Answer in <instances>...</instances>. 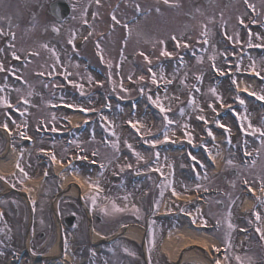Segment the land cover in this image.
I'll list each match as a JSON object with an SVG mask.
<instances>
[{
    "label": "rangeland",
    "instance_id": "1",
    "mask_svg": "<svg viewBox=\"0 0 264 264\" xmlns=\"http://www.w3.org/2000/svg\"><path fill=\"white\" fill-rule=\"evenodd\" d=\"M82 1L85 4H83L81 7V13L77 11V13L72 15L70 20L68 19L67 22L64 24V26H68V24L70 23L68 27L69 30L65 31L66 33L63 38V41L65 42H67L71 38V34L73 32H75V34L78 37L84 34L83 33L84 30L82 29V26L84 20H87L86 13L89 5L88 3L89 1L91 2L92 0H87V1L82 0ZM174 1H179L181 2V4L179 3L174 4ZM229 1H233V0H229ZM242 1L245 2V0H235L234 2L228 3L227 7H224L221 4L220 0H214V2L212 1V3L209 6L200 5L199 0H186V1L168 0L167 4L164 2V0H104L99 5L98 9L95 10L94 13H96L97 15L94 17L93 20L88 21L90 22L89 26L92 28V32H94L95 34H101L102 32H106L107 35L106 37L100 38L98 40V43L101 46L102 55L104 59L103 61L101 59L100 61H94V63L97 65H102L104 66L103 68H105L107 67L108 62H111L112 67L110 68V70L103 71L101 73L108 78L109 73L111 72L112 79L113 81H115L116 91L115 92L113 91V84L110 83L109 81L108 84L110 85L111 90L107 89L108 88L107 85L102 84V86H104L103 88L94 85V87H92L89 90V94L86 99L80 98L82 95L79 96V98L74 97L75 104L83 105L86 106L87 108L96 109V107L101 104L100 103L102 96L101 94L103 93L109 95L115 94L124 98L136 95L139 98V100L136 101V112L134 114H130L128 112L127 105L121 106V104H119L118 101L111 100L108 102V105H110L108 111L106 108H104L105 112L99 111L96 112V114L92 115V118H94V121L96 122L91 123L92 126L90 125L91 129H89L91 135L87 137L88 140L85 141V144L86 145L89 144L91 145V147L85 145H83V147L85 151H88L89 149L96 150L97 155L99 157L98 160L101 163L105 164L106 167L103 168L102 170L91 171L86 166L82 167L81 165L73 164V168L78 169L79 173H83V174L85 173V176L92 177L93 181L99 180L101 190L105 189L104 195L106 196L107 201L110 200V203L108 205L109 210H111L112 201H115V203L119 205L116 198V192L114 186L115 181L112 179L114 173L118 172V170H120V168L124 166L125 163H131V161L136 158V156L133 155V151L125 145V141H127L128 144H131L136 152L141 153L145 157V159L141 161H146L147 163H149V167L146 169L149 170L150 168L151 169L160 168V172L150 171L146 175L147 178L143 182H141L139 186H157L161 194V186L165 185L166 182L170 180L172 182V187L176 190V192H180L184 194H189V192L193 191V189H197L196 185L198 184L200 185V187H204V188L209 186H221L222 188H226V186H235L236 191H240L241 189L240 182L245 180L244 171L242 167H239L238 166L239 164L236 163V160H238V158H236V154L234 155V158L231 157L233 155V151H235V146L237 143H240L242 142L243 139H245L247 145L250 146L251 144L255 143V139L258 137L259 134H257V136L251 135L250 134L251 129H248V132L246 133L244 131H241L240 128V132H239L238 130H236V127L233 126L232 120L231 121L226 119L221 120L218 116L215 115V113L211 109L208 108L209 102H211L215 108L220 105V102H218L215 96L212 95L211 89L213 88H215L216 93L222 97L223 103H230L235 100L233 96L235 97L237 96L229 90L228 85H226V87L224 86L215 87L210 83L209 79H207L208 63L206 64V60L209 61V60H214L216 58L215 60L217 62L222 61V58L219 57L222 56L225 52H223V50L222 51L220 50L219 52L216 53V49L211 48L207 51V53L204 54L203 58L197 57V59L195 60L187 61L186 69H188V71H190L194 75L198 74L199 71L201 72V73L199 72L200 74L198 75L201 77V80L198 81L196 80V77L193 76L194 81L192 83H188L187 77L189 74L185 76L184 72H182V70H184L183 68L176 66L177 67L176 72L169 70L168 68H164V66L168 67L167 65H165L166 63H162V61L166 60L164 58L172 59V57H163L160 55V51L161 48H165L168 52L173 53L172 56H174L177 53L179 48L176 47L174 49V46L173 49H171L170 51L172 42L176 44V42L171 39L173 35H175L177 39H181L182 43H187L190 46V48L194 50L198 48V45L194 44L196 41L209 37L212 30H218V29L231 30L234 37V41L235 38L239 37L238 39H241L242 36H244L242 35L240 37V33L238 30H242L243 28L244 30H260L254 33L252 32L254 35L251 42L252 44L254 43L264 44V39L261 40L255 39V34H259L261 37H264V23H262L264 21V0H247L248 6L252 8L251 13H253L254 15L253 14L250 15L249 13H247L245 5L243 4ZM137 5H139V9H140L139 11H137V7H136ZM184 10L188 12L186 15ZM191 14H192V18L189 19ZM113 15L116 16V19L119 21V23H116L115 21L112 20ZM241 19H243L244 21L243 24L240 23ZM257 23H262L260 24L262 26H260ZM256 24L259 25L260 27L257 26ZM9 25H10L9 27L10 30H5L4 32H10L14 34L16 32L18 33V37H16L11 44L15 46V50L17 51V54L20 55L25 49L29 47L27 40L28 30H22L21 32L20 30L18 31L20 24H18V22L15 21H10ZM125 25H127V27H125ZM34 26H36V23L34 22L27 25L28 28L29 27L32 28ZM205 30L207 31L206 37L201 35V33L204 32ZM36 33L37 30H30L31 39L36 35ZM110 34L112 35L108 39L109 46L106 47L107 36ZM211 35L212 36L209 37L210 40L209 42L214 43L216 41V38L213 35V32L211 33ZM6 38L7 36H4L3 41H5ZM41 40L43 41V45H47L46 42L58 40V38L57 37L52 38L49 35V33H46L44 36L41 37ZM93 40L94 39H91V41L87 43V50H89V46L90 47L93 46ZM160 40L165 41V43L161 45L159 43ZM248 43H249L248 38L243 39V42L238 43L235 47L237 54L232 53L234 54V57L232 58L233 62L241 60V63L239 64L240 67H242V65L246 66L247 64L246 57L244 56H246L248 53L245 49L246 48L245 46H247ZM0 45H1V40H0ZM11 51H12L11 48L9 47L5 48L4 52H1L2 56H0V61H2V59L5 60L11 57ZM122 51H123V59L121 58ZM141 52H143L145 55H147L150 58L152 62L151 68L153 72L157 73V76H159L161 71H163L165 77L173 74L171 75L172 77H167L174 79L170 85V88H166L163 91L158 92L156 94L151 92L150 88L152 83H151V78L148 77V71H147L148 68L147 67L145 68L146 71L140 70V72L139 71L137 72L138 69L143 68L147 64V62L144 60V57L140 55ZM241 52L243 54H240ZM151 53L152 55L149 56V54ZM42 55L43 56L39 57L35 63H28L20 70L30 71L35 69L38 72H48L54 63L51 61L45 62L44 61L45 57L47 60L49 57L50 58H56V57L53 56L50 47L47 48L43 47ZM99 55L101 56V54ZM210 57H214V59H210ZM90 58H94V57H90ZM159 59L161 60L158 61ZM13 62H17V60H14ZM169 62L170 63L173 62L175 65H177L172 60H170ZM83 63L85 64L83 65V68H85V66L90 65V63L88 64L86 60ZM117 64L120 65L119 69H117L116 67ZM258 64L260 65L258 66L260 70L264 69V57L259 58ZM156 65L159 67L154 68ZM11 68L13 67L11 66ZM71 69L74 70V72H72L73 79H71V81L75 80L78 84L81 83L80 81L82 78L79 77V74L80 76L84 74L85 80L83 83L85 89L83 88V91L88 90L86 88L91 84L89 82L88 77L89 76L91 77V75L93 74L90 71L88 72V68L82 70L81 64L77 60L75 61L74 65H72ZM56 70H58L57 65H56ZM179 72H181L182 74ZM136 74L137 75L140 74L139 77L144 76L145 79L143 81H140L138 79L139 77L134 78ZM174 75H178V77ZM129 76H131L132 82H137V87L134 88L133 84H131L130 86L124 87L128 89L127 93L121 92L119 85L121 84L124 78L126 77L128 78ZM92 79L95 80L97 78L96 76H92ZM182 80L184 81L183 84L181 83ZM55 81L62 83L60 79ZM50 82L52 81H47L46 79H43V83L45 84H49ZM198 83H202V84L198 85ZM57 84L58 83L53 84V86ZM179 85L180 87L176 89L175 86H179ZM141 87L144 88L145 94L140 93ZM195 88H198L199 91H196ZM260 89L264 93L263 90L264 86L260 87ZM63 93L64 94L72 93L74 96H76L78 93L80 94V90H78V92H75L74 90H69V92L63 91ZM190 93L195 102V105H198L199 108L195 106H190L188 104ZM147 94H151L153 98H155L156 95L159 94L164 106L166 108L168 107L171 108V112L168 113V115L170 119L175 121V123L170 126V130L168 133L171 137H174L175 135L177 136L180 133L184 135V129L182 126L184 124H187L189 126L187 130L191 132L192 140L199 138L200 132H198V126L204 122L199 121L197 119V116L204 115L208 120L207 126L211 127L208 129L213 131L212 136L213 138L215 137L217 139V143H219V145H217L218 148L214 149L213 138L208 136V133H207V140H203V144L205 145V150L203 151L202 149H199L198 151H193L190 148H184L181 150L172 151L170 153L173 154L170 155L167 153V151H162L161 148L159 149L156 147L155 149H152L151 146L145 144L143 140H142V144L144 145V147H140L137 144V137L131 131L129 132L128 130L124 129L121 124L124 123L125 121H132V122L138 121L139 122L138 125L141 128V131L143 130L144 132H147L148 130H151L152 133H155L158 136V138L162 140V137H159V135L163 133L162 132L163 115L159 112V109L157 108L151 110V112L149 111L148 108H146L145 103L149 102L147 99ZM165 96H167L168 99H165ZM29 98H31L32 102L40 103V105H44V103L57 102L53 100V98H50L49 100L46 101L44 95L42 96V94L36 95L34 97H27V99ZM240 98L243 99L242 96H240ZM243 100L245 102L243 106L240 105L239 101L237 100L234 101V103L238 104L239 113L242 116L246 117V119H242V121H240L239 123L240 127L241 125H243V127L247 129L248 124L251 123V125L254 128L264 129V109L260 110L259 104L254 100H248V99H243ZM15 102H18V100H16ZM181 107L184 108L183 115H181L180 113ZM201 108L203 109L202 112L200 111ZM45 112H46L45 110H42L41 113L43 116H39V117L42 118L44 117L46 120L49 119L50 121L51 117L55 115L54 113L49 114V112L47 113ZM250 115H252L251 117H254L253 120L249 119ZM39 117H36L34 119V114L32 112L30 114L28 113L27 115V119L32 120V125L35 124L33 125V127H31L32 133L36 132V128H37L36 120ZM103 118L104 120H102ZM215 119H219L221 123L225 124L229 129V131L225 132L224 129L218 127L215 123ZM103 122L105 124H102ZM256 122H258L257 125ZM14 127L15 125L12 128ZM57 127H59V125ZM213 129L217 130L218 132H215ZM192 130L196 132L195 135L194 132H192ZM113 132L116 133L115 136L112 135ZM101 133L103 134L102 135L103 141L101 140ZM240 134H242V136L238 138ZM76 137H77V133L74 132L73 141ZM41 140L46 141L45 143L47 147H49L48 145H53V144L55 148L61 146L60 151L62 153L65 154L68 153L67 156L69 158L73 157L71 147L75 146V143L72 142L71 145L70 144L66 145L63 142H57L58 143L57 144L55 143V141H50L47 138H45V140L44 139ZM75 141L79 142V137H77ZM116 141H118V148H119L118 151L111 147L112 143ZM104 144H108V145L103 146ZM262 146L264 147V145ZM256 148L257 145H252L248 147V151L255 152L257 154L258 152L257 149L260 150V148L257 149ZM206 150H209V152L211 153H218L220 158L225 151L228 152L229 160L225 161L226 167L227 168L232 167L235 170V175L231 176L228 175V173L226 172L220 173L222 175L214 174L212 172V167L206 161L205 155H203ZM155 152L160 153L158 161L155 158ZM200 152H203L202 156ZM34 153L35 152L32 149H29L28 153L26 154L24 153V155H27L26 162L29 157H32L34 155ZM189 153H191L192 156L197 157V161H192L189 156ZM123 154L128 155V157L126 156L123 157L122 156ZM35 161L36 163L39 162L36 159ZM229 161H232V164H229L228 163ZM259 163H261V165H264V148L261 149ZM169 165H171V167H169ZM221 166L222 163L220 165V168ZM41 168L36 169L34 171L35 164L32 158L30 166L26 170L27 176H22L20 180L22 181L24 178L28 176H38L39 170ZM70 171L73 170L69 168L67 172ZM164 171H167V173L164 174ZM161 172L163 173V175H161ZM51 175L52 174H50V176ZM257 176L258 175H256V177ZM52 177L53 176H51L49 181L51 180L52 182H54ZM250 178L252 179V177ZM164 189L166 191V194L162 196L163 198H160V200L158 201V205L160 203L162 205L164 204L163 206H161L163 208L177 207V204L170 199L172 198L170 197V194L172 193V189L170 188L171 190H168L167 187H165ZM236 197L237 196L235 195L234 198L229 202V207H230L229 210L216 209L217 207L213 201L212 210L209 213L210 217L206 215L205 217H203V220L200 219L201 216L198 217L200 212L196 210L194 212V215L196 217V218L194 217L195 222L202 221V223H204V221H206L207 224L209 223L213 225L222 224L226 227L228 233L220 230L219 232H213V233L222 239V242L219 238V242L217 241V243H214V245H216L217 247H219L220 245L225 246L224 241L226 238L230 240L231 249L226 253V255L229 257L227 264H238L237 260L235 259L237 255H239L242 258L244 264H254L255 263L254 261L258 262L259 260L257 257H253L251 254V249L256 247V243L253 241L246 243V248L249 249L248 252L242 254L237 253L235 251V246L236 245L240 246L241 243L238 242L235 243L234 245L233 230L236 227L234 225H238L241 229H245V227L250 226L251 223L256 222L257 225H259L258 227H260L263 232L264 214L261 213V211H258V213L261 216V220L259 222L256 221L255 216H251L247 218H244L243 216H239V214L241 213L238 214L237 213L238 211L236 212L235 209H232L235 208L236 204L233 203L236 201ZM239 197L240 196L238 194V198ZM242 197H244L243 193H242ZM218 200L223 202L224 198H220ZM123 204L124 205L127 204L129 206L130 202L129 200H127ZM137 205H138V209H140L138 202ZM201 206L202 205L198 206L200 207L199 210L203 208V207L201 208ZM193 207L190 208L189 211L193 210ZM191 212L190 214H192ZM113 214L107 215V217L109 218ZM193 219L182 222V220H178L177 218H167L163 222L162 221L156 222L155 228L150 232V234L152 235L151 238L153 239L154 235L159 233L160 229L162 230V228L167 227L164 233L163 231H161L159 234L158 240H161L162 236L167 235L168 232L167 230L171 229L172 227H176V226L179 227L184 223L187 225H191ZM175 221H177L178 223H175ZM229 221L233 224L232 229L228 228ZM111 226L112 225L107 227L108 232L111 231ZM240 237L243 238L244 236L240 235ZM68 238L69 239L74 238V233L72 232V236H69ZM158 240L154 241V243L156 244L155 248H158L159 246L160 241ZM54 248L55 245L53 247V250H55ZM65 248H66L65 253L73 259L72 261H69V264H80L81 258H78V256L74 255V253L76 252L74 250L75 247L73 245V242H71V240L68 241L67 246H65ZM127 248L131 250V246L128 245ZM210 250H212V248ZM156 251H158V249H156ZM48 252L49 251H47V254ZM160 258H161L160 255L158 256V258L157 256H153L154 263L159 264ZM114 259L115 258H110L109 259L110 261L108 263L117 264V262ZM19 263L26 264L28 263V261L23 258L22 261H19ZM125 263L128 264V262Z\"/></svg>",
    "mask_w": 264,
    "mask_h": 264
},
{
    "label": "snow or ice",
    "instance_id": "2",
    "mask_svg": "<svg viewBox=\"0 0 264 264\" xmlns=\"http://www.w3.org/2000/svg\"><path fill=\"white\" fill-rule=\"evenodd\" d=\"M164 2L167 4L168 3V0H164ZM245 2H247V0H245ZM96 4H97V6H99L100 5V0H96ZM136 7H137V11H139L140 10L139 9V5H137ZM96 15H97L96 13H93V16L94 17ZM0 19H2V17H0ZM112 20L115 21L116 23H119V21L116 19V16L115 15L112 16ZM253 22H255V21H253ZM84 23L87 24L88 23L87 20H84ZM240 23L241 24L244 23L243 19L240 20ZM125 27H127V25H125ZM52 31L53 32H59V28L55 24H53L52 25ZM0 35H2V36H11V38L13 40L15 39V34L14 33L4 32L3 30H0ZM90 35H91V33H89V36ZM201 35L206 37L207 36V31L205 30L204 32L201 33ZM253 35H254L253 33L249 32V43H248V47L264 48V44H256V45H253L252 44L251 41H252ZM75 36H76V34H75V32H73L71 34V38L68 40V44L72 46V48H73L74 51H75V43H74ZM227 38H228V40H233L234 39V37H232V36H229ZM86 39H87V37H85V40ZM171 39L176 42V47L177 48H180V47L188 48L189 47V45L187 43H182V40L181 39H177V37L175 35H173L171 37ZM255 39L261 40V39H264V37H261L259 34H255ZM204 42L207 43V40L205 39ZM235 42L238 44L239 43V39L238 38H235ZM159 43L161 45H163L165 43V41L160 40ZM8 47L12 49V51H11L12 59L17 60V61H19V60L22 59V57L17 54V51L15 50V46L13 44H8ZM43 47L47 48L48 46L47 45H43ZM96 47H97V50H98V54H101V60L103 61L104 57L102 55V50H101L100 44L97 43L96 44ZM51 51H52L53 56L56 57V60H55V63L52 65L51 69L48 71V73H47L48 76L54 75L55 72H56V65L57 64H60L59 56L56 54L55 50L54 49H51ZM0 52H4V48H0ZM30 54L38 55V53H30ZM140 55L144 57V60L149 65H151L152 62H151L150 58L147 55H145L143 52H141ZM160 55L163 56V57H172L173 53L168 52L165 48H161ZM121 58L123 59V51L121 52ZM180 59H181V66H183V59L182 58H180ZM210 59H214V57H210ZM108 66H109V68L112 67L111 62H108ZM116 67H117V69H119L120 65L117 64ZM213 67L215 68V70L217 72H220L222 75L225 74L220 68H217L215 64H213ZM257 67L258 66L256 64V61L253 60L252 63H251V65L249 66V71L252 74H254L255 77L260 78L261 80H264V75L261 74L262 72H264V69L257 70ZM236 70L237 71H240V65H239V63L236 65ZM148 71H149V73H151V83L153 85H156L158 88L163 84V86L166 89L167 86L172 83V80H168V79L165 78L163 71L160 72L159 77L157 76V73L156 72H153L152 71V68L151 67L148 68ZM0 72H7V73H10L13 76H16L15 70L13 68H11V67H7L6 68L5 67V64L2 61H0ZM117 74H119V73H117ZM39 75L43 76V75H45V73L44 72H41V73H39ZM62 75H64L65 79H68V77L71 75V73H68L67 70L65 69V72L62 73ZM16 78L17 79H22V77H16ZM128 78H129V80L132 79L131 76H129ZM88 79H89V82H91L92 78L90 76L88 77ZM138 79L140 81H143L145 79V77L144 76H140ZM5 80H7V76H5ZM108 80H109L110 83L113 84V91L115 92L116 91V85H115V81H113V79H112L111 72L109 73ZM196 80H198V81L201 80V77L200 76H196ZM68 82L69 83H73V81H71V80H69ZM181 83L183 84L184 81L182 80ZM232 83L233 84H236V80L233 79L232 80ZM96 84L97 85H101V82L100 81H96ZM74 87H76L77 89H80V94L82 96L84 95L83 85L82 84H74ZM119 87H120V91L121 92H125V93L128 92V89H126V88L123 87V83H121L119 85ZM193 87H195V86H193ZM195 90L196 91H199L198 88H196ZM4 91H5V87L2 86V85H0V93H3ZM15 91H19V89H15ZM244 91H247V89H244ZM211 92H212V95L215 96L216 100L218 102H220V105H221L222 108L223 107L231 108V105H225L223 103L222 97L216 93L215 88L211 89ZM140 93L141 94H145L143 87L140 88ZM28 95L30 96L31 93H28ZM249 95L254 96L258 101H264V94H257L255 92H251V93H249ZM121 98H124V97H121ZM105 99H107V97ZM147 99H148V101L152 105H154L157 109H159V112L163 115V125H162L163 139L162 140L159 139L158 136L155 133H152L151 132V130H148L147 132H142L141 131V128L138 127V124H139L138 121L137 122L129 121L128 123L130 124L131 128H133L136 131V133L140 136V139H142L145 144L150 145L152 149H155L157 147V145H160V144H163V143H169V142H173L174 143L175 141H171V138H170V136L168 134L169 133V130H170V126L175 123V121H173L172 119H170L169 118V115H168V113L171 112V108L170 107L166 108L164 106V104L162 102V99L159 96V94H157L155 98H153V96L151 94H147ZM165 99H168V97L165 96ZM176 99H178V98H176ZM235 99L237 101H239V103H240L241 106L244 105V103H245L244 100L241 99L238 94L235 97ZM61 100L63 101V97L61 98ZM20 102H22L24 105H27V104L30 103V101L27 98H25L24 96H21L20 97ZM188 104L190 106H195V107L199 108L198 105H195V102H194V100H193V98L191 96V93L189 94ZM53 106H55V105H53ZM65 106L67 108H70V109H77L81 113H84V114H87L89 112H95V111H97L94 108H86V107H83V106H81L79 104H73V103H66ZM104 107H110V105L105 104ZM133 107L135 108V105H133ZM208 108L211 109L214 113L216 112V108L214 107V105L211 102L208 103ZM0 109H4L5 110L4 111L5 122L4 123H0V128H2L9 135H12V132L9 129L8 122L7 121L11 120L12 123H16V121L12 118L11 112L8 111V110H15L16 112H19L21 116H25L27 114V108H25L24 111H20L19 104H13L7 96L0 95ZM200 111L202 112L203 109L201 108ZM180 113H181V115L184 114V108L183 107L180 108ZM237 115H239V114H237ZM55 119H56V117H55V115H53L52 120L54 121ZM197 119L199 121L204 122L205 130L207 131L208 136L211 137L212 136V131L210 129H208V127H207L208 120L206 119V117L204 115H199V116H197ZM242 119H246V117H243ZM42 123H44L45 126H44L43 129H39L38 128L37 129L38 131H41V130H50L51 132H57L59 130V129H57L55 127L54 124H52V126L49 129L48 128V124L51 123V122H42ZM85 123H87V121H85ZM215 123H216V125L218 127L224 129L225 132H228L229 131V129L227 128V126L225 124L221 123V121L219 119H215ZM27 126L28 125H27V121L26 120L23 121V122H21L20 124H17V129H23V130L18 131V135L21 138H23V139L30 140L31 137H29V136L26 135ZM182 127L184 129V136L187 139V142L189 144H191L192 143V134H191V132H189L187 130L189 126L187 124H184ZM248 129H251L250 134L253 135V136H257V134H259L257 138L260 139L262 145H264V129L254 128L251 125V123L248 124V128L247 129H245L243 127V125H241V131H244V132L247 133L248 132ZM112 135L115 136L116 133L113 132ZM229 142H230V140H229ZM73 143H77V142L76 141H73ZM125 145L129 149H131L133 151V155L136 156V159H137L138 162L145 159V157L141 153L136 152L133 149V146L131 144H128L127 141H125ZM111 147L113 149H116L118 151L119 150V148H118V141L113 142L112 145H111ZM77 148L79 149L80 152L84 151L82 148H80L79 144H77ZM41 151L43 152L44 149H41ZM48 155H50L51 160L53 162H55V163H60L61 162V161H58L56 159V156H55L54 153H49ZM95 155H97V154L94 152L93 153V156H95ZM246 155H247V153H246ZM159 156H160V153L159 152H155V158H156L157 161L159 160ZM189 156H190V158H191L192 161H197V157L192 156L191 153H189ZM76 159L87 160L88 158H87V156L77 155L76 156ZM91 163L95 164L96 161L95 160H92ZM228 163L229 164H232V161H229ZM201 166H203V165H201ZM16 167L19 169L20 173L23 176H27V173L24 171V169L22 167H20L19 162H17ZM105 167H106V165L103 164V163L100 165V168L101 169H103ZM124 167L132 168L133 166L131 164H128V165H125V166L121 167L120 170L123 171L124 170ZM169 167H171V165H169ZM68 168H71L74 172H76L77 174H79V170L76 169V168H73V161L72 160H69L68 161V165H67V168L65 170H67ZM149 171L160 172V168H155V169H151L150 168ZM45 175H47V173H45ZM161 175H163L162 172H161ZM0 179H3V178L0 177ZM85 183L88 185V188L89 189H92L93 190V192H92V194L86 195L84 197V199L90 200L92 206L93 207H97L98 206L97 205V201L100 198L101 191H102L101 188H100V182H99V180L92 181L90 178H86L85 179ZM244 183L247 184V181H244ZM13 187H14V185H13ZM165 187L172 189V195L173 196H178L179 195L176 192V190L172 187V182L169 180V181L166 182L165 185H162L161 186V196H163V194H164L163 189ZM196 187H197V189H199L200 188V185L198 184V185H196ZM248 191L249 192L252 191L251 187L248 188ZM262 191H264V182H262ZM122 199L125 200V201H127L128 200V196H124V197H122ZM257 199L261 203H264V199H262L260 197H258ZM32 203L35 204V201H32ZM157 206H158V202H157ZM99 210H100L101 213H103L105 215H110V214H113V213L126 212V211H131L133 214L138 215L139 214V211H140L136 207V205H134V204L131 206V208H129L127 204H125L124 207H120V206H118L115 203V201H112L111 202V210H109L108 207H100ZM181 211H184V209H181ZM229 215H230V213H229ZM253 215L255 216L257 222H259L261 220V216H260V214L258 212H254ZM2 217H3V213H0V218H2ZM201 220H203V217H201ZM193 223H195V218L193 219ZM204 223L206 224V221H204ZM228 228L229 229H232L233 228V224L230 221L228 223ZM0 231H3V229H0ZM256 231L258 233H260L261 234V238L264 239V232L261 231V228L260 227H257L256 228ZM0 242H2V241H0ZM224 243H225V251L226 252L230 251V249H231L230 240L226 238L225 241H224ZM65 246H67V243L66 242H65ZM210 247L216 253L221 252V248L220 247H217L214 244L211 245ZM125 251H128V250L125 249ZM94 254L95 253H93V255ZM228 258L229 257L227 255H225L223 261L221 259H216L215 262H214V264H227ZM235 259L237 260L238 264H244L242 258L239 255H237L235 257Z\"/></svg>",
    "mask_w": 264,
    "mask_h": 264
},
{
    "label": "bare ground",
    "instance_id": "3",
    "mask_svg": "<svg viewBox=\"0 0 264 264\" xmlns=\"http://www.w3.org/2000/svg\"><path fill=\"white\" fill-rule=\"evenodd\" d=\"M239 89H247L252 90L251 88L255 85L248 84L244 82L242 79L239 81ZM250 86H252L250 88ZM68 118L73 122H77L82 116L77 114H69ZM18 150H11L9 157L6 161L0 160V171L2 173H9L15 168L17 157H18ZM219 157V156H218ZM218 157L212 155L214 159L215 168L219 170V162ZM62 181L63 184H76L77 186L81 187L82 191L88 190V185L85 183V179L81 176L77 175L76 173H72L70 175L62 174ZM41 187V181L39 178H28L22 186V190L25 193H29L35 196V193L39 192ZM178 199H190L187 196H177ZM251 200L246 197L243 202V207L247 208L250 205ZM216 241L212 236L205 232L197 231L191 227H182L181 229L173 230L169 233L163 241L162 248L163 250L169 255L170 259L173 261L178 257L179 252L184 248H200L203 251H210L211 245H213ZM69 260V256L65 257V263L67 264ZM196 260V259H195Z\"/></svg>",
    "mask_w": 264,
    "mask_h": 264
},
{
    "label": "flooded vegetation",
    "instance_id": "4",
    "mask_svg": "<svg viewBox=\"0 0 264 264\" xmlns=\"http://www.w3.org/2000/svg\"><path fill=\"white\" fill-rule=\"evenodd\" d=\"M1 1L4 2V6H5V7H9V2H10L11 0H1ZM50 1H52V0H32V3L28 4V3H27V0H20V2H21V4H22V8H23V12H24V13L28 12V10H29L30 8H32V9H35V10L39 11V13H42V12H43V13H45V14L48 13L47 5H48V3H49ZM29 7H30V8H29ZM43 30H45V28H43ZM161 231H163V230H161ZM161 231H160V232H161ZM160 232L157 233V234H155V235H154V238H156L157 236H159ZM42 238H44V234H42V235H40V236L38 237L39 240H41Z\"/></svg>",
    "mask_w": 264,
    "mask_h": 264
}]
</instances>
